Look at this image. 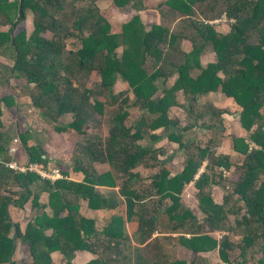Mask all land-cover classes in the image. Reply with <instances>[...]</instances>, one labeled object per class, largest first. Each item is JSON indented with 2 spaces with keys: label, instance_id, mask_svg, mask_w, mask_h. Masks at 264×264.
<instances>
[{
  "label": "trees",
  "instance_id": "trees-1",
  "mask_svg": "<svg viewBox=\"0 0 264 264\" xmlns=\"http://www.w3.org/2000/svg\"><path fill=\"white\" fill-rule=\"evenodd\" d=\"M98 1L0 0V54L12 52L14 59L12 66L0 63L5 81L0 97V264H21L14 259L19 245L28 247L29 264H73L76 252L95 253L93 237L106 239V252L111 244L121 247L126 241L124 219L113 217L98 233L95 221L81 216L79 206L68 200L69 193L88 200L93 210L117 207L115 200L123 197L127 219L139 217L144 240L156 230L178 234L184 255L173 262L144 264H209L207 255L215 251L225 264H247V253L257 243V262L264 264V0L163 1L158 8L167 7L175 18H182L174 30L161 24L149 29L140 14L115 26L102 14ZM112 1L126 8L132 0ZM84 2L89 4L84 6ZM139 2L142 7L138 9L147 8L143 0ZM28 12L34 15L31 34L20 29ZM220 17L229 21L226 34L209 24ZM69 39L79 41L80 47L68 50ZM207 49L215 54V61L204 67L201 57ZM93 72L101 78L94 87L88 85ZM9 76L15 86L10 85L8 92ZM118 79L127 82L128 89L116 94ZM18 88L31 90V105L41 118L54 123L52 134L61 137L69 130L86 137L90 123H102L107 106L118 108L107 120L105 141L86 138L85 145L74 148L73 170L86 175L83 182L69 180L65 168L66 178L51 182L5 167L16 138L8 134L5 111L16 107ZM211 93H222L242 108L234 124L247 130L249 138L232 137L233 150L242 155L239 161L218 154L212 146L213 136L204 146L198 139L187 142L186 133L196 122L212 129L215 123L207 122L218 117L224 121L227 112L208 102ZM183 96L193 120L186 125L171 117L173 108L184 107L179 102ZM137 110L142 115L129 123ZM69 114L72 120L68 124L61 121ZM219 128L224 130L222 125ZM165 136L186 156L182 169L174 174L176 164L162 158L167 148L154 145ZM20 138L28 161L47 166L54 157L53 138L42 148L30 145L23 134ZM146 138L152 143L142 145L140 140ZM247 140L256 146L250 148ZM190 148L195 149L190 152ZM95 164H106L110 170L98 174ZM145 167L154 169L151 176L142 173ZM224 170L230 174L225 176ZM118 180L122 186L111 198L97 190L116 187ZM191 182L198 189L203 220L182 201ZM17 186L20 191L13 189ZM216 186L222 189L218 201L212 192ZM42 192L49 194L53 215L36 216L23 231L13 222L9 209H24L32 203L33 208L45 210L47 206L40 203ZM147 196L159 198H151L153 214L142 202ZM241 212L235 228L244 226L242 240L234 242L227 235L219 240L216 232H233L232 226H226L229 215L238 217ZM236 248L240 253L234 258ZM57 252L64 257L60 262L53 257ZM105 255L87 264H111Z\"/></svg>",
  "mask_w": 264,
  "mask_h": 264
},
{
  "label": "crops",
  "instance_id": "crops-1",
  "mask_svg": "<svg viewBox=\"0 0 264 264\" xmlns=\"http://www.w3.org/2000/svg\"><path fill=\"white\" fill-rule=\"evenodd\" d=\"M100 1H103L106 3L113 2L112 0H100ZM146 2L148 3V0H143L145 7L147 5ZM113 4H114V2H113ZM137 6L142 7V4L139 2V0H132L129 6H127L126 8H120V9L122 10L121 12L126 11L127 13L133 12L134 10H139V13H140L141 11H146V10H150V9H155V8L158 9V6H155V7L147 6V8H145V9H142L140 7L138 9ZM140 15L142 17L141 13H140ZM226 21H228V20L226 19ZM156 24H158V23H156ZM152 25H155V24H151L150 26H152ZM213 27L215 28V30L217 32L222 33V34H226L230 30L229 21H228L226 32H225V30L217 29L219 27V25L213 26ZM1 51H2V49H1ZM1 55L2 54H0V57H1ZM204 55H206L209 59L204 60V58H203ZM214 61H215V54L212 52V50L207 49L206 51H204V53L202 54V57H201L202 66L205 67L209 63H213ZM0 63L5 64L7 66H11V65L7 64L6 62H3L2 60L0 61ZM173 78H172V81H173ZM9 80H10V82H9L10 85L15 86L14 79L9 76ZM4 82H5L4 78L0 75V88L1 89H3V87H4L3 86ZM118 82H121L124 84L126 83L127 86L125 85V90L128 89V83L127 82H124L123 80L118 79L116 82V85ZM114 90H115V87H114ZM26 91H20V88L15 90V93L18 92V95L20 93V98L15 96L16 107L12 110H6L5 111L6 115H5L4 120L6 122L7 128H9V126H10L9 124H13L12 125V127L14 129V134H13L14 136L13 137H19L20 138V135H22V134L23 135L25 134L28 137V134L29 135L34 134L35 140H37V144H38L35 146L42 148L48 144V142L50 141L51 138H53L55 141V140H57V137H56V135L54 137V134H52V132H51V127L48 126L50 121L44 120V118H41L40 111L36 110L31 105L30 94H29V97L26 98V95H27ZM215 95H220L221 103L225 104L226 102L228 103V101H229V105L233 108L235 107L232 104V102H230V99H232V98H228L222 93H211L208 96V102L212 103L211 101H213L212 99L215 97ZM183 98H185V97L183 96ZM179 102L181 105H183L182 97L179 99ZM213 105L216 108L222 109V110L227 112L223 116L224 121H225V119H229L230 124H234V121H236L235 119L239 118V116L234 118V113H233L234 111L231 110V107H227V106L223 107V105L220 107L217 104H213ZM175 109H183V108H181V107L173 108L171 111L174 112ZM239 109H240V111H242L241 107H239ZM236 111H237V109H236ZM240 111H239V113H241ZM8 115H10L11 118H7ZM31 115L37 117L36 121L39 120L41 122V124H42L41 129L36 128V126H35L36 124H32L33 118H31ZM69 115H71V114H69ZM171 117H173V116L171 115ZM71 118H72V115H71ZM210 121L212 122V120H210ZM22 122L25 124L24 127L22 125ZM190 122H193V121H190ZM181 123H182V120H181ZM189 123H187V124H189ZM213 123H214V121H213ZM52 124H53V122H52ZM195 124L196 125L192 128V130L195 127H198V125H199L198 122H196ZM201 126H202V124H201ZM238 126H239V128L237 130L239 131V134L237 133L236 136H243V137L249 138V132H248V134L244 133L243 132L244 128L240 125H238ZM30 127H32L31 130H30ZM23 128L25 129V131H22ZM162 131H163V129H160L158 132L161 133ZM186 136H187V140H189L190 143L196 138L194 133H192V131H188V133H186ZM20 140H21V138H20ZM35 140H34V142H35ZM143 141L145 142V143H142L144 145L152 143V140L149 138H146ZM28 142L31 145L33 143L31 138L30 139L28 138ZM169 143L170 142H169L167 136H165L162 139L154 142V145H155V147H158V148H160V147L167 148L166 144H169ZM33 145H34V143H33ZM174 149H176V148H174ZM67 153L68 152L61 153V156H59L58 158L56 156L52 157L47 165H49L50 167L60 168L61 170H64V168L68 169L69 180H72V181H75L78 183L83 182L85 180L86 175L82 172H76L73 170L74 162L72 160H70L71 158H73V153L72 154H67ZM182 153L183 152H181L180 150L176 149V150L172 151L169 148H167V152L164 156H162V158H165L164 162L172 161L175 163V159L177 157H179V155ZM228 155H230L231 158L235 161H239L242 159V155H240V153L236 152L235 150L229 151ZM43 157L46 158L45 155ZM27 159H28V157L24 161H26ZM205 164H206V162H205ZM205 164H204V166H205ZM60 166H62V167H60ZM176 166H177V164H176ZM204 166L200 169V171L204 170V168H205ZM94 167H95V170L98 172V174H102V173H105V172L110 170V167L106 164H104V165L103 164H95ZM175 169H173V171H172L173 174L180 171L182 169V167L179 170H177V168H175ZM153 172H154V169L152 167H145L142 170V173L145 174L146 177L151 176L153 174ZM62 173H63V171H62ZM225 176H227V175L225 174ZM64 178H66V177H64ZM119 181L122 182V180H118V184L116 187H113V188L112 187H99L97 190L101 191L103 194L108 195V197L111 198V196H113L115 193H117L122 186V183L120 184ZM192 189H196V191L194 192V195H196V197H197L198 189L195 187V183L191 182V183L187 184L185 189H184V192L182 194V201L185 205H186V203L184 202V199H185L184 197H186V198L191 197V195L193 197V194H192L193 190ZM151 198H156L155 201H159V198H157V197L147 196V198L142 200V202L149 205L150 212H151V214H153L154 209H152L153 208L152 207L153 201L151 200ZM49 200H50L49 194L47 192H42L40 195V203L42 205L47 206L45 210L42 208H40V209L39 208H33L32 203L29 204L30 209L27 207L28 203L25 205L24 209L19 208V207H15V206H11L9 209V212H10V215H11L13 222L18 223L20 225L21 229L23 231H25L29 222H31L36 216H38V215L41 216L44 212L46 214H48L49 216H52L53 215V209H51V207L49 206ZM68 200L73 205L75 204V205L79 206V214L81 216H83L87 219H92L95 221L96 230L98 233L102 232V230L106 227L108 222L113 217H116V216L122 217L124 219V221L126 222L125 223L126 241L124 243H122L121 247L117 248L115 245L111 244L110 250L109 251L107 250V252H106L105 251L106 245H104V244H106L105 243L106 239L103 238L102 236H100L98 238L93 237L91 239V242H93L95 244V247H94L95 253H92L89 251L76 252L75 258L73 260V264H87L90 261L98 258L99 255H104V254H106L105 257L107 258V260H109V261L111 260V264H144L145 262L155 261V260L156 261L157 260H163V261H167V262H173L175 259L184 255V252L180 248L178 240H177L178 234L174 233L173 231L156 230L151 238L144 240V234L139 228V225H140L139 219H138L139 217L134 216L130 220L127 219L126 203H125V200L123 197H120V199L118 201L115 200L116 202H118L117 207L104 208V209H98V210L90 209L89 205H88V200L79 199L72 193H69ZM197 200H198V198H197ZM27 209H29V214L26 213ZM66 214L67 213H65L64 216ZM216 234H218V232H216ZM212 253H209L207 255L208 263H209V258L211 256H213L214 254H217V256L219 258L218 253H214V254H212ZM53 257H54V260L56 262H60L64 258L63 255L59 252L55 253ZM14 259L16 261L20 262L21 264H25V263L29 264L31 262V258L29 255L28 247H26L24 245H19L17 248V251L14 255Z\"/></svg>",
  "mask_w": 264,
  "mask_h": 264
},
{
  "label": "rangeland",
  "instance_id": "rangeland-1",
  "mask_svg": "<svg viewBox=\"0 0 264 264\" xmlns=\"http://www.w3.org/2000/svg\"><path fill=\"white\" fill-rule=\"evenodd\" d=\"M71 1L72 0H68V2H71ZM162 1H165V0H148V3L146 2L147 3L146 6L155 7V6H158ZM88 4H89V2H84L83 3L84 6H86ZM97 5L100 7L102 14L115 26H120L121 24L131 20L134 15L139 13V10H134L133 12H130V13H127L126 11L125 12L124 11L121 12L122 10L119 7H117L115 4H113V2L106 3V2H103V1H98ZM140 13L142 14V19H143L144 23L146 25H149L148 26L149 29H151V27H152V26H150L151 24L158 23V24H161V25H165V26L169 27L170 29L174 30V29L178 28L179 22H181V19H182L180 16H177L175 18V16H173V14L171 12H169V9H167V7H163L162 9H160V8H158V9H156V8L155 9H150V10H146V11H141ZM68 19H70V18L68 17L67 20ZM69 21H71V19ZM210 23H212L213 26L219 25V27L217 29L225 30V32L227 31L228 21H226L225 17H220L219 19H215V20L209 22V24ZM68 24H70V22H68ZM20 29L26 30L28 34H31L33 32V29H34V15L31 12H28L27 18L24 21V23L21 25ZM48 37H51V33H48ZM78 47H80L79 41H77L76 39H69V41L67 43V49L68 50L69 49H74L75 50ZM3 53L4 52L1 53L2 55L0 57V61L2 60L3 62H6L7 64L12 66L14 64V59H13L12 52H7L6 51L4 55H3ZM203 58H204V60H208L209 59L206 55H204ZM174 78H176V76H174ZM174 78H173V80H174ZM100 79L101 78H100L99 74L97 72H93L91 77L88 78L89 81L87 80L88 81V85L94 87L95 83H98L100 81ZM83 83H86V81H83ZM125 85L127 86L126 83L124 84V83L118 82L117 85L115 86V90H114L115 93L118 94V93H121V92H125ZM169 85H171V84H169ZM7 91L8 92L10 91V83H9ZM30 92H31L30 89L26 91V94H27L26 98L29 97ZM3 94L4 93L2 92V89L0 88V97ZM131 97H133L132 99L135 98L133 95H131ZM18 98H20V93L18 95ZM212 100L213 101H211V102L213 104H217L220 107L224 104V103H221V101H220V95H215V97ZM182 101H183V106H184L183 109H175L174 112L171 111V115L173 117L180 118L182 120V124L186 125L187 123H189L190 121H193V120L188 115V111H189L188 101L186 100V98H182ZM230 102H232V104L235 106L234 108L229 105V101H228V103L226 102L223 105V107L224 106L231 107V110L234 111V112L232 111L234 113V118H236L238 116L240 118V113H239L240 109H239V107L237 106V104L234 102L233 99H230ZM235 108L237 109V111H236ZM117 110H118L117 107L107 106L106 107V115H105V118H102V123L101 124L94 125V123L91 124L89 122L90 126L87 129L88 135L86 137L82 136V135H79L78 133L73 132L71 130H69L68 132H65L62 135V137L60 135H57V134L53 133L54 137H55V135H57L56 136L57 140H55V142H54V145H55V150H54L55 154H54V156H61V153H63V152H68L67 154H72L76 145H85L87 143L86 138H88V139L90 138L92 140V142H95V141L98 142L99 140H102V141L104 140L105 141L107 139V137L109 136V126H108L109 124L107 123V120H108V118H111L112 115ZM141 115H142V111L137 110L134 113V116H132V118L128 119V122L129 123L132 122V120L135 118V116H136L135 119L140 118ZM7 118H11L10 115H8ZM31 118H33V120H32L33 123L32 124H36L35 125L36 128L41 129L42 128V124H41V122L39 120L36 121L37 117L31 115ZM71 120H72L71 115H66V117L61 119V121H63L66 124H68ZM48 121H50V120H48ZM213 121H214V123L215 122L216 123L214 124ZM198 123H199L198 127H195L193 130L190 129V131H192V133H194V135L196 137L195 139H198V141L201 142V145L204 146L206 144V141H208V139L213 136L215 141L212 142V146L216 149L218 154L219 153L220 154H226V153L228 154L229 151H233V139H232V137L234 135H236L237 133L239 134V131L237 130L239 128L238 124H236V125L235 124H230L229 119H225V121L222 122L220 120V117L212 119V122L211 121L207 122V123H210V124H214L215 127H217V128L214 127L212 129H209V128H206L205 126H201L202 121H199ZM9 125L10 126L8 128V133H9L10 136L13 137L14 136L13 135L14 134V129L12 127L13 124H9ZM22 125L24 127L25 124L22 122ZM221 125H222V127H224V130L219 128V127H221ZM48 126L51 127V132H54V130H53L54 123L52 124V121H50ZM31 129H32V127H30V130ZM22 131H25V129L23 128ZM243 132L248 134V131L245 130V129H243ZM30 135L28 134L27 138H29V139L31 138L33 143H34V145H38L37 144V140H35L34 134L31 135V136ZM25 136H27V135H25ZM34 140H35V142H34ZM187 141L189 142V140H187ZM33 143H32V145H33ZM140 143L142 144V143H145V142L143 140H140ZM142 145H144V144H142ZM147 145H149V144H147ZM166 145H167L166 147L169 148L172 151L177 149L176 148V146H177L176 143H173V144L169 143V144H166ZM174 148H176V149H174ZM194 149L195 148H190V152L193 151ZM60 150H61V152H60ZM19 153L20 154L18 156H19L21 161H24L28 157L27 153H26V151H25V149L23 147V144L21 142H20ZM185 159H186V156H185L184 153L180 154L179 157H177L175 159V163L177 164V166H176L177 170H179L182 167V165L185 163ZM70 160H72V158ZM223 174L224 175L226 174L228 176L230 173L227 170H224ZM119 182H120V184L122 183L121 181H119ZM14 190L20 191L21 188L19 186H17V187H14ZM192 190H193V193H192L193 197H192V195H191V197H187V198L184 197L185 198L184 202L186 203V206L188 208H190L200 220H203L204 216L201 214V212L198 209V200H197L196 195H194V192L196 191V189H192ZM212 192H213L214 198L218 201L220 199V197H221L222 189L220 187L216 186V187L213 188ZM29 204L30 203H28V205H27L28 208L30 207ZM29 209H27V212L25 211L28 214H29ZM242 213L243 212L239 213L237 215L238 217H235L233 214L229 215V219L227 221L226 226L227 227L232 226L233 232H232V230L224 231L222 233L218 232L219 240H222L225 235L230 236L231 240H233L234 242L235 241L239 242V241L242 240L243 233H244L243 232L244 226L242 228H239V229L235 228L236 227L235 226V221H236V219L240 218ZM214 253H217V252L215 251L212 254H214ZM239 253H240V250L236 248V250L233 252V257L237 258ZM259 256H260L259 246H258V243H257L254 247L249 249V251L247 253V262H248L247 264H258L257 260H258ZM209 264H223V263L218 258L217 254H214L213 256H211L209 258Z\"/></svg>",
  "mask_w": 264,
  "mask_h": 264
},
{
  "label": "built area",
  "instance_id": "built-area-1",
  "mask_svg": "<svg viewBox=\"0 0 264 264\" xmlns=\"http://www.w3.org/2000/svg\"><path fill=\"white\" fill-rule=\"evenodd\" d=\"M20 142V138L16 137L9 147L8 156L10 159L9 161L4 162L6 168L19 173H34L37 174L41 180H48L51 182H56L57 180L64 178L60 168L50 167L49 165L45 166L44 164L40 163H32L28 160L21 161L18 157ZM248 142L250 143V148L256 146L251 140H248Z\"/></svg>",
  "mask_w": 264,
  "mask_h": 264
}]
</instances>
